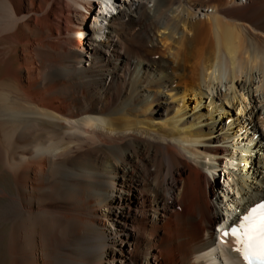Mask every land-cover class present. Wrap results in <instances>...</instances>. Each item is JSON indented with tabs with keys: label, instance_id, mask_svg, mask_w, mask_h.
<instances>
[{
	"label": "bare ground",
	"instance_id": "6f19581e",
	"mask_svg": "<svg viewBox=\"0 0 264 264\" xmlns=\"http://www.w3.org/2000/svg\"><path fill=\"white\" fill-rule=\"evenodd\" d=\"M260 202L264 0H0V264H245Z\"/></svg>",
	"mask_w": 264,
	"mask_h": 264
},
{
	"label": "snow or ice",
	"instance_id": "6c2138e0",
	"mask_svg": "<svg viewBox=\"0 0 264 264\" xmlns=\"http://www.w3.org/2000/svg\"><path fill=\"white\" fill-rule=\"evenodd\" d=\"M225 242L233 238V249L245 264H264V202L251 207L239 223L223 233Z\"/></svg>",
	"mask_w": 264,
	"mask_h": 264
},
{
	"label": "rangeland",
	"instance_id": "374dc122",
	"mask_svg": "<svg viewBox=\"0 0 264 264\" xmlns=\"http://www.w3.org/2000/svg\"><path fill=\"white\" fill-rule=\"evenodd\" d=\"M122 1H125V0H122ZM96 3V7L98 8L99 7V5L101 6V2H95ZM80 22H81V24L82 25H84L85 27H84V34H85V36H86V39H85V51H88V50H91V48H92V42H91V39H92V37H93V35H94V33H92V32H90V31H87L88 29H86L88 26H91V24L94 22V19H92L91 20V23L89 24V22L87 21V23H85V18H82V17H80V20H79ZM91 44V45H90ZM83 50V51H84ZM235 165H237V164H235ZM242 169V168H241ZM222 178V179H221ZM228 179H229V177L226 175V176H224L223 174H221V176L218 178V180H219V183L221 184V187H223V188H225L224 189V192H226L227 190V183H228ZM225 186V187H224ZM233 193H235L236 195H237V198L238 199H240L239 197H238V194H237V192L235 191V192H233ZM233 207V208H232ZM232 207L230 206V208H229V211L230 212H236V209L234 208V206L232 205ZM235 209V210H234ZM230 213H225V220L227 221L228 220V216H231V214L229 215ZM228 215V216H227ZM223 224H224V222H223ZM223 224H221V225H223ZM221 226L220 225H216V230H217V233H218V237H220V235H221V232H222V230L224 229V228H220ZM228 247V246H227Z\"/></svg>",
	"mask_w": 264,
	"mask_h": 264
}]
</instances>
